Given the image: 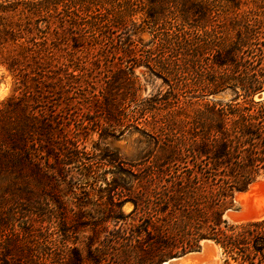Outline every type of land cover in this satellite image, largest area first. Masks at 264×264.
Masks as SVG:
<instances>
[{"label": "trees", "instance_id": "obj_1", "mask_svg": "<svg viewBox=\"0 0 264 264\" xmlns=\"http://www.w3.org/2000/svg\"><path fill=\"white\" fill-rule=\"evenodd\" d=\"M138 67L167 91L138 99ZM0 68L14 85L0 101L1 173L57 179L82 157L88 127L100 140L165 108L177 114L148 123L154 144L136 184L114 182L106 214L81 222L74 213L48 264H162L202 240L223 264H264V219H223L235 193L264 178V0H0ZM225 91L231 99H208ZM91 173L85 165L82 177Z\"/></svg>", "mask_w": 264, "mask_h": 264}, {"label": "rangeland", "instance_id": "obj_2", "mask_svg": "<svg viewBox=\"0 0 264 264\" xmlns=\"http://www.w3.org/2000/svg\"><path fill=\"white\" fill-rule=\"evenodd\" d=\"M137 39L142 42L141 45H145L151 41V35L145 32L140 34ZM134 75L136 76V85L140 89L137 92L138 99L154 95L158 90L163 94L168 89L161 79L150 74L144 67L136 68ZM13 86L11 76L0 68V101L11 94ZM72 92L73 97L77 98L83 94L81 91ZM195 96L197 95L195 94ZM190 97L191 94H188L187 98ZM231 98V92L225 91L208 99L227 101ZM255 99H259V97H255ZM192 101L195 102V100ZM180 102H183V99H180ZM197 103H201V101ZM194 107L186 108L185 113L189 114ZM82 112L80 111L78 115L77 113H68L63 116L62 120L66 125L75 126L74 116L77 115L81 120L87 118L83 116ZM157 113L156 117L145 116L144 121L147 123L145 125L110 127L109 130L102 133L104 137L100 140L93 128L95 126L88 127L90 132L88 130L86 138L82 136L84 139L82 140L84 146H81L82 157L65 166L57 179H41L0 172V264H3L5 260L8 261V258L13 260L11 264H14L15 260H20V264H48L49 249L60 248L59 230H65L64 228L74 223V213L83 211L81 212V222L101 216L99 213L106 214L108 189L114 182L123 181L128 186L132 185L135 183L132 175L148 163L147 156L154 144L148 137L154 136V130L148 123H152V125L156 123L158 126L156 120L166 117L165 120H168L169 117L177 115L172 113V108H165ZM180 116H183L182 112H180ZM98 118L97 115L96 119ZM100 118L102 119V116ZM95 144L99 150L108 149L115 153L118 156V162L108 165L105 161L100 160L99 153L94 152ZM85 165L91 166L92 173L89 177H82ZM261 179L263 181L261 186L250 192L246 205L233 201L227 208V210L239 211L236 214L228 212L232 219H235L233 223L226 219L229 224H239L243 212V215H247L250 211H256L257 207L258 209L264 208V178ZM107 185L109 186L107 187ZM131 210L132 204L129 202L124 203L121 207V212L124 215H127ZM62 217L67 220L64 225L59 224V219ZM236 220L237 222H235ZM107 225L110 229L111 225ZM84 231L77 235L68 234V237L77 241V238L80 239V235H89L88 230ZM194 263L223 264V257L220 252H213L207 256L200 254L191 262V264Z\"/></svg>", "mask_w": 264, "mask_h": 264}, {"label": "bare ground", "instance_id": "obj_3", "mask_svg": "<svg viewBox=\"0 0 264 264\" xmlns=\"http://www.w3.org/2000/svg\"><path fill=\"white\" fill-rule=\"evenodd\" d=\"M262 182H263L262 180H258L256 182L252 183V185L249 187V189L245 193L236 194L235 195V198H234V201L235 202H242V204L246 205L248 203V195L250 194V192L251 191H254L258 186H261V183ZM249 202H251V201H249ZM247 208H249V207H247ZM243 213H242V216H241V220L239 219L240 220L239 223H241V222H247V221H258V220L263 219V216H264V208H259L258 209V207H257V210L256 211H250V213H248L247 215H243ZM225 219H227L231 223H233L234 220H235V219L233 220L232 217H231V215L228 214V213L226 214ZM235 222H237V220ZM201 245L203 247V251L201 253H190V254H187V255L179 258L178 260H173L171 262H164L163 264H174V263L175 264H191V262L196 258L197 255H200L201 254V255H206L207 256L210 253H213V252H217L218 253L219 252L218 247L215 246L211 242L203 241V242H201Z\"/></svg>", "mask_w": 264, "mask_h": 264}, {"label": "water", "instance_id": "obj_4", "mask_svg": "<svg viewBox=\"0 0 264 264\" xmlns=\"http://www.w3.org/2000/svg\"><path fill=\"white\" fill-rule=\"evenodd\" d=\"M259 180H262V179H259ZM258 181V180H257ZM252 185V184H251ZM251 185H249L248 187H247V189L245 190V191H242V192H237V193H235V195L236 194H240V193H245L248 189H249V187L251 186ZM234 195V196H235ZM233 201H234V197H233ZM228 212H234L235 214L236 213H239V211H236V210H232V209H228V210H226L225 212H224V214H223V219L224 220H226L225 219V216H226V214L228 213ZM203 241H207V242H211V243H213L212 241H210V240H202V242ZM214 244V243H213ZM215 245V244H214ZM216 246V245H215ZM203 251V247H202V245H201V243H200V246H199V248L196 250V251H192V252H188V253H185V254H183V255H179V256H177V257H172V258H170V259H168V260H166V261H164V262H171V261H173V260H178L179 258H181V257H183V256H185V255H187V254H190V253H201ZM163 262V263H164ZM162 263V264H163ZM175 264V263H174Z\"/></svg>", "mask_w": 264, "mask_h": 264}]
</instances>
